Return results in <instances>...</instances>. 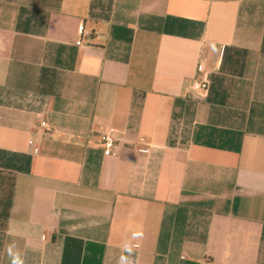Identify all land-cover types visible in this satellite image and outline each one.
I'll list each match as a JSON object with an SVG mask.
<instances>
[{
	"label": "crops",
	"instance_id": "obj_1",
	"mask_svg": "<svg viewBox=\"0 0 264 264\" xmlns=\"http://www.w3.org/2000/svg\"><path fill=\"white\" fill-rule=\"evenodd\" d=\"M135 231V264H264V0H0V264Z\"/></svg>",
	"mask_w": 264,
	"mask_h": 264
},
{
	"label": "built area",
	"instance_id": "obj_2",
	"mask_svg": "<svg viewBox=\"0 0 264 264\" xmlns=\"http://www.w3.org/2000/svg\"><path fill=\"white\" fill-rule=\"evenodd\" d=\"M85 35H87V33L83 28H80L79 39L76 41V45L80 46L82 44V38ZM191 90L198 94L200 97L205 96L208 91V78L206 76V73L204 72L203 65L201 64L198 65V76L194 78L191 85ZM38 125L42 128H47V124L44 120H41ZM90 136H93L96 139L97 145L103 148L104 156L112 155V148L117 145L118 142L122 139L117 135L116 132L112 130H107L105 132L94 135L90 134ZM138 142L141 141H139L138 139Z\"/></svg>",
	"mask_w": 264,
	"mask_h": 264
},
{
	"label": "clouds",
	"instance_id": "obj_3",
	"mask_svg": "<svg viewBox=\"0 0 264 264\" xmlns=\"http://www.w3.org/2000/svg\"><path fill=\"white\" fill-rule=\"evenodd\" d=\"M143 238L142 231H135L129 240L125 241L122 245L121 255L119 256L117 264H135L133 260L134 256V245L133 241H137ZM14 245H9V256L11 257V264H24L18 253H13L12 248Z\"/></svg>",
	"mask_w": 264,
	"mask_h": 264
}]
</instances>
